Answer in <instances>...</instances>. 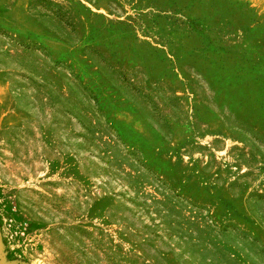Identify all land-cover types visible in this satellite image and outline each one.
<instances>
[{
  "label": "rangeland",
  "instance_id": "1",
  "mask_svg": "<svg viewBox=\"0 0 264 264\" xmlns=\"http://www.w3.org/2000/svg\"><path fill=\"white\" fill-rule=\"evenodd\" d=\"M0 264H264V0H0Z\"/></svg>",
  "mask_w": 264,
  "mask_h": 264
}]
</instances>
